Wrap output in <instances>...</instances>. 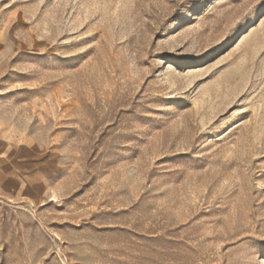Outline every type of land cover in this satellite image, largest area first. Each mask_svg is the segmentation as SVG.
Masks as SVG:
<instances>
[{"label":"rangeland","instance_id":"1","mask_svg":"<svg viewBox=\"0 0 264 264\" xmlns=\"http://www.w3.org/2000/svg\"><path fill=\"white\" fill-rule=\"evenodd\" d=\"M0 264H264V0H0Z\"/></svg>","mask_w":264,"mask_h":264}]
</instances>
